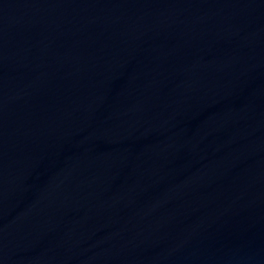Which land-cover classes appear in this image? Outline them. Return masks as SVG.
Segmentation results:
<instances>
[{"label":"water","instance_id":"obj_1","mask_svg":"<svg viewBox=\"0 0 264 264\" xmlns=\"http://www.w3.org/2000/svg\"><path fill=\"white\" fill-rule=\"evenodd\" d=\"M0 264H264V0H0Z\"/></svg>","mask_w":264,"mask_h":264}]
</instances>
